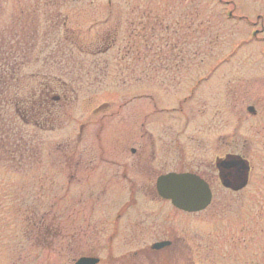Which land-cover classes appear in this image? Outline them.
Wrapping results in <instances>:
<instances>
[{
	"label": "rangeland",
	"instance_id": "rangeland-1",
	"mask_svg": "<svg viewBox=\"0 0 264 264\" xmlns=\"http://www.w3.org/2000/svg\"><path fill=\"white\" fill-rule=\"evenodd\" d=\"M0 39L19 58V86H52L58 111L43 127L20 128L30 152L0 161V264L104 256L119 201L100 192L111 168L98 152L123 162L143 144L182 146L200 162L228 150L243 156L244 189L214 181L208 209L175 223L187 260L264 264V0H0ZM215 65L199 86L200 100L214 88V136H206L193 120L192 84ZM222 87L234 93L230 114L244 116L236 130L231 115L219 120ZM251 104L255 116L245 111ZM42 219L50 232L34 237Z\"/></svg>",
	"mask_w": 264,
	"mask_h": 264
},
{
	"label": "flooded vegetation",
	"instance_id": "flooded-vegetation-1",
	"mask_svg": "<svg viewBox=\"0 0 264 264\" xmlns=\"http://www.w3.org/2000/svg\"><path fill=\"white\" fill-rule=\"evenodd\" d=\"M252 35L255 36L256 33ZM219 65L208 67L206 75L199 76L198 72H196L192 84V96L197 98L192 108L193 120L196 119L197 123L200 120L203 121L201 123L202 128H199V125L198 128L206 136H214L215 104L210 99L214 98V88L208 91L211 97L206 95V97L200 100L201 93L199 86L203 81L210 80L215 75ZM222 91V97L218 96L219 104L224 109L223 113L218 112L220 121L225 120V113L227 116L231 115L230 102L233 100L232 98H235L234 93L232 92V97L227 87H222L218 95ZM175 111H182V108L177 107ZM245 111L251 116L257 114L252 104L246 106ZM240 115V108L238 111L233 110L231 119L235 130L238 129L241 121L244 120L243 114ZM146 133L151 134L149 130ZM219 133H217L218 137L226 135L223 131ZM197 141H199L198 138ZM213 148V144L204 145L207 153L213 154L215 151ZM128 152L131 159L123 162L116 160L118 156L115 151H110L109 154L104 149H101L98 152L97 159L99 162L101 164H108L109 168H111L107 182H101L102 188H100V192L103 196H114L113 199L119 202L113 209L112 217L108 223L109 232L105 236V244H102L104 256L82 255L80 257H96L98 259L96 264L100 262H105V264H198L192 261V257L189 258L190 260H187L185 257L183 258L182 246L185 244L178 234L180 229L175 223L177 221L175 219L185 221L191 215L205 212L213 199L214 181L224 191L238 192L244 189L249 183V177L246 185L234 190L232 186L237 184L235 178L231 175L230 177L228 176L232 186H224L219 177V168L217 167V163L226 156L238 155L242 158L244 157L234 151L228 150L222 151L223 154L221 155L211 156V160L200 162L197 155L193 154L194 151L188 154L183 150L182 146L155 144H143L138 149L130 146ZM168 173H190L197 175L204 181L210 191L208 205L201 210L186 211L173 205L170 199L162 197L158 191L156 182L159 176ZM232 173L230 169L221 170L222 175ZM107 184L116 189L118 193L114 192L113 189L111 193H108ZM40 227L44 230L41 231L36 226L34 230L36 236L34 237L38 238L40 232H44V234L50 232L47 228L48 226L41 224ZM122 231L124 232V236L119 239L118 235ZM77 259L73 261V264Z\"/></svg>",
	"mask_w": 264,
	"mask_h": 264
},
{
	"label": "trees",
	"instance_id": "trees-1",
	"mask_svg": "<svg viewBox=\"0 0 264 264\" xmlns=\"http://www.w3.org/2000/svg\"><path fill=\"white\" fill-rule=\"evenodd\" d=\"M1 47L0 43V161H15L30 152L20 128L28 124L43 127L58 111L50 97L52 86H19L15 76L19 58L2 52Z\"/></svg>",
	"mask_w": 264,
	"mask_h": 264
},
{
	"label": "water",
	"instance_id": "water-1",
	"mask_svg": "<svg viewBox=\"0 0 264 264\" xmlns=\"http://www.w3.org/2000/svg\"><path fill=\"white\" fill-rule=\"evenodd\" d=\"M219 177L224 186L231 187L230 175L237 182L233 189L246 185L249 177V163L238 156H226L217 163ZM222 169L232 170V174H221ZM229 176V177H228ZM160 195L170 199L173 205L186 211H197L205 208L210 201V191L207 185L197 175L190 173H168L158 177L156 182ZM231 185V186H230ZM96 257H80L74 264H96Z\"/></svg>",
	"mask_w": 264,
	"mask_h": 264
}]
</instances>
